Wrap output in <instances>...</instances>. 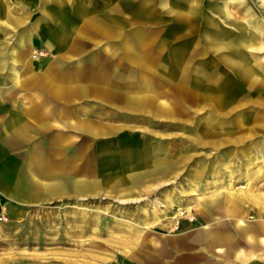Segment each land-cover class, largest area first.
<instances>
[{
    "label": "rangeland",
    "instance_id": "rangeland-1",
    "mask_svg": "<svg viewBox=\"0 0 264 264\" xmlns=\"http://www.w3.org/2000/svg\"><path fill=\"white\" fill-rule=\"evenodd\" d=\"M167 1L0 0V105L33 104L42 89L17 73L36 61L45 89H70L45 109L68 105L69 119L93 126L68 120V146L90 147L92 167L104 168L101 188L88 192L76 184L93 176L61 175L59 191L35 204L0 198V264H188L205 253L197 245L170 258L165 238L194 237L217 215L234 229L227 198L252 224L264 220V92L237 81L220 36L203 34L207 18L233 36L260 32L262 46L248 52L264 77V0H200L183 26L167 17ZM220 76L221 99L198 92V80Z\"/></svg>",
    "mask_w": 264,
    "mask_h": 264
},
{
    "label": "crops",
    "instance_id": "crops-1",
    "mask_svg": "<svg viewBox=\"0 0 264 264\" xmlns=\"http://www.w3.org/2000/svg\"><path fill=\"white\" fill-rule=\"evenodd\" d=\"M37 65L38 63L34 61L27 67V72L17 73L20 82H33L36 87L42 89H34L32 95L28 94L30 97H34L33 104L29 106L24 104L0 105V198L4 201L35 204L42 200L44 191L49 194L59 191L60 185L57 184L56 178L61 175L93 176L90 180L85 178V180L76 184L79 191L88 192L93 186L101 188L102 180H98V178L102 175L101 171L104 168H101V163L97 167H92L90 147L86 151L82 147V151L79 150L76 153L68 146L73 138L72 129L67 127L68 120H72L75 126L80 123V126L89 131L93 126H90L89 122L86 126L84 120L76 123L73 117L69 119L68 105L60 107L59 105L51 106L49 104L51 108L49 110L45 109L49 97L60 96L59 92L67 93L66 90L70 89L60 90L57 87L45 89L43 79L40 76L33 79V73L39 66ZM59 80L64 86L69 84L64 78ZM18 92L27 95L20 90ZM38 97L39 99L40 97L46 99L42 98L37 101L35 98ZM8 101L10 102V99ZM72 104L73 102H71V107ZM61 113L65 115H61ZM94 129L100 130L105 129V127L103 125L95 126ZM96 130L95 132H97ZM85 133L87 135L82 137L89 138L91 134ZM37 144H39V148L36 146ZM22 145H28L29 148L21 150ZM103 160L104 158L100 156L99 161L102 162ZM114 172L119 173V170ZM43 177L52 179V182H50L52 184H47V189L43 188ZM234 205L237 206V212L233 211ZM218 207H216V210H218ZM226 211L231 217L235 218L234 229H229L225 218L217 215L212 222H205L204 228H207L198 230V234L194 237L180 234L165 238V246L170 254L169 257L175 259L177 256L184 255L186 248L198 245V250H202L205 253L204 256L198 255V257L190 260L188 264H228L226 262L229 258H233L234 262H237L236 264L264 263V253H256L252 249L264 245V220L258 224L259 226L252 224L250 218L243 217L244 209L240 206V203L230 198L226 200ZM203 212H206V210ZM207 213L209 212L207 211ZM240 219L245 220L246 224L240 226L238 222ZM242 239L247 240L249 247H245ZM206 255L213 257L214 260L204 259Z\"/></svg>",
    "mask_w": 264,
    "mask_h": 264
},
{
    "label": "bare ground",
    "instance_id": "bare-ground-1",
    "mask_svg": "<svg viewBox=\"0 0 264 264\" xmlns=\"http://www.w3.org/2000/svg\"><path fill=\"white\" fill-rule=\"evenodd\" d=\"M197 2L199 4L200 0H169V2L167 1V3H164L162 5V7L168 8L167 9L168 11L165 10V12L167 13V17L168 16H169V18L171 17L172 21L175 20L174 18L179 19L180 21L178 24L183 26V24L187 25V24L192 23V16L191 15H193L195 13L194 12L195 3H197ZM226 2H228V1H226ZM188 4H189L190 10L187 13H185L184 10L179 9V8H182V6L183 7L187 6ZM227 6H229L228 3H227ZM225 9H226V7H225ZM152 15H154V12H150V16H152ZM188 15H190L191 17ZM207 20H208L207 23L209 22L208 25L210 26V29H207L203 33L204 38L207 40H210L213 38V36H216V35L220 36L218 38L219 43L223 46V48H225L227 50V54L220 56V60L223 62L224 65L228 66L233 71V77H235V79L237 81H239L240 83H242L245 86H248L251 89H254V90L257 89L260 92V94H262L261 91L264 92V77L260 76L259 74H257L254 71V68L252 65L254 54L248 52V49L250 50V49H254V48L262 46L261 38H260L261 33L260 32L259 33H253L250 30L247 32H241L237 36H233L232 34H228L226 32V30H224V29H218L219 24L217 22H214L208 18H207ZM113 22H115V21H113ZM225 22H226V20H225ZM173 23H174V21H173ZM170 32H172V29L170 30ZM185 33H187V32L184 31V33H182V34L184 35ZM183 35H179V36H183ZM140 39L142 40V38H140ZM214 40L216 41V39H214ZM141 42H143V41H141ZM135 43L136 42H134V44ZM172 61H174V60H172ZM182 61H183L182 58L179 60L175 59L174 63L177 66L176 75L178 76V78L180 80L181 79L185 80V79H187L185 77V73H186L185 69L182 67L180 68V64ZM225 68H227V67H225ZM170 69L172 70V67ZM171 72L173 73V71H171ZM221 78H222L221 76L218 79L217 78L214 79V78L210 77L209 82H206V81L204 82L202 80H198V92L199 93L201 92L200 94L203 95V97L216 95V97H219L221 99L222 98L221 94H223V87L222 86L217 87L215 85V83L216 84L219 83ZM208 92H212V93L210 95H207ZM227 94H228V91H227ZM165 183L167 184L166 181H165ZM243 189H245V188H243ZM236 207L237 206L234 205L233 211H235V212H237ZM238 222H239L240 226H243L246 224V221L243 219L238 220ZM205 228H207V227H205ZM173 237H175V236H173Z\"/></svg>",
    "mask_w": 264,
    "mask_h": 264
}]
</instances>
